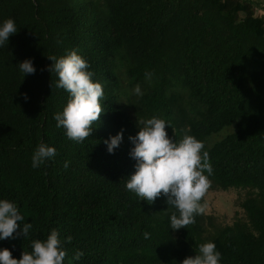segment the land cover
<instances>
[{"label": "trees", "instance_id": "1", "mask_svg": "<svg viewBox=\"0 0 264 264\" xmlns=\"http://www.w3.org/2000/svg\"><path fill=\"white\" fill-rule=\"evenodd\" d=\"M255 8L253 0H0V21L13 18L18 31L0 47V198L33 224L0 248L20 259L57 228L72 237L63 264H179L209 240L220 264H264V18ZM72 49L104 87V110L81 143L56 127L68 93L48 70V56ZM25 59L36 67L26 77ZM152 116L171 126L169 136L203 143L209 189L242 192V216L222 224L204 212L173 231L165 197L148 203L126 189L136 163L129 136ZM122 129L110 154L103 140ZM40 143L57 154L34 169ZM77 250L80 261L71 259Z\"/></svg>", "mask_w": 264, "mask_h": 264}, {"label": "clouds", "instance_id": "2", "mask_svg": "<svg viewBox=\"0 0 264 264\" xmlns=\"http://www.w3.org/2000/svg\"><path fill=\"white\" fill-rule=\"evenodd\" d=\"M17 32L13 18L0 21V47L9 44L10 36ZM48 58L52 61L48 70L57 76L55 86L68 93L66 105L62 111L54 114L56 127H62L68 139L81 143L91 135L93 123L104 110V87L93 79L90 63L78 50H67L59 58ZM18 67L25 77L36 72L32 59H25ZM145 75L150 76L148 73ZM133 93L136 96L143 95L139 85ZM24 99H28L27 94H24ZM166 126L170 125L157 116L138 118V132L129 136L133 145L129 155L136 161L135 171L126 177L125 187L140 197L141 201L146 200L148 203H153L158 197H165L167 205L175 209L169 217L170 229L178 231L193 223L195 216L204 213L201 201L209 188L213 167L200 140L187 132L177 140L174 130L173 136H169ZM123 138L122 129L104 139L103 143L107 151L114 154ZM56 154L55 147L40 143L32 154V167L35 169L53 160ZM65 167H68L67 162ZM23 221L24 216L15 202L0 198V241L19 236L26 238L33 224ZM148 236L146 232L145 238ZM71 240V236L61 238L59 230L52 228L46 238L32 240L31 251H23L20 259L13 258L10 249L0 248V264H63L66 256L64 244L71 243ZM83 256L84 252L77 250L71 259L80 261ZM221 260V252L217 250L215 242L209 240L198 246L195 255L186 257L179 264H220Z\"/></svg>", "mask_w": 264, "mask_h": 264}, {"label": "rangeland", "instance_id": "3", "mask_svg": "<svg viewBox=\"0 0 264 264\" xmlns=\"http://www.w3.org/2000/svg\"><path fill=\"white\" fill-rule=\"evenodd\" d=\"M220 137L218 136L217 139ZM241 195L243 193L235 189L217 191L208 188L204 195V212L206 215H212L217 222L232 224L236 217L243 215V210L238 204V198Z\"/></svg>", "mask_w": 264, "mask_h": 264}, {"label": "crops", "instance_id": "4", "mask_svg": "<svg viewBox=\"0 0 264 264\" xmlns=\"http://www.w3.org/2000/svg\"><path fill=\"white\" fill-rule=\"evenodd\" d=\"M256 3V15L264 18V0H253Z\"/></svg>", "mask_w": 264, "mask_h": 264}]
</instances>
